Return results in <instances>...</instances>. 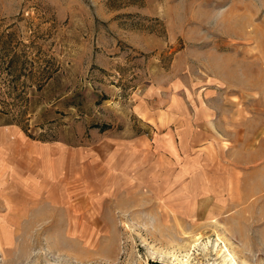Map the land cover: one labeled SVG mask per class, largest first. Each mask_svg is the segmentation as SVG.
Segmentation results:
<instances>
[{"label": "rangeland", "instance_id": "obj_1", "mask_svg": "<svg viewBox=\"0 0 264 264\" xmlns=\"http://www.w3.org/2000/svg\"><path fill=\"white\" fill-rule=\"evenodd\" d=\"M0 227V264H264V0H0Z\"/></svg>", "mask_w": 264, "mask_h": 264}, {"label": "bare ground", "instance_id": "obj_2", "mask_svg": "<svg viewBox=\"0 0 264 264\" xmlns=\"http://www.w3.org/2000/svg\"><path fill=\"white\" fill-rule=\"evenodd\" d=\"M60 190V189H59ZM61 195V194H60ZM62 198V197H61ZM61 200V199H60ZM64 200V199H63ZM48 219V218H47ZM50 219V218H49ZM210 221H212V222H214V224H215V220H210ZM209 224H211V222L209 223ZM217 225V224H216ZM165 228V227H164ZM207 228H210V229H213V231L214 230H216V231H218L217 233H219V231H220V228L221 227H215V226H213L212 225V227H207ZM9 229H10V227H0V240H2V241H4L8 246H10L11 247V245L13 244V234L9 231ZM166 229H168V228H166ZM165 230V229H164ZM222 230L223 231H227V228L225 229V228H222ZM163 231V230H162ZM216 233V234H217ZM152 235V234H151ZM163 235V234H162ZM161 235V236H162ZM188 235V234H187ZM187 235H185V234H183L182 235V240H188V237H187ZM221 235L222 236H224L225 234H218L216 237V241L217 242H219V243H221V242H223L224 244L221 246V247H218L217 246V242H216V247H217V249H216V255H217V257H222L221 258V262H222V260H223V263H226V264H237V262H235V260H234V256L230 253V251H229V249H228V247L226 246V244H225V242H227V241H225L224 239H227V238H222L221 237ZM153 236H155V235H153ZM159 238H161V236H160V233H159ZM169 236V235H168ZM162 237H164V235L162 236ZM166 237V236H165ZM225 237V236H224ZM152 238V237H151ZM155 238V237H154ZM202 238V236L200 235V233H198L195 237H193L192 238V242L193 243H198L199 241H200V239ZM156 239H158V238H156ZM171 239H169V237H168V239H167V237H166V239H162V240H159L160 241V243L161 244H163V245H169V244H172L173 243V241L171 240ZM191 241H189V242H191ZM186 242H188V241H186ZM191 242V245L193 244ZM182 244V243H181ZM219 245V244H218ZM187 246H189V243L187 244V243H184L182 246H180L181 247V249H186L187 248ZM195 246V245H194ZM214 246V245H213ZM168 247V246H167ZM191 247V246H190ZM193 247V246H192ZM188 249V248H187ZM190 249V248H189ZM203 249L204 250H207V248H205V247H203ZM213 249H214V247H213ZM209 250V249H208ZM182 251V250H181ZM211 251V250H210ZM185 253V252H184ZM168 254V253H167ZM206 254H208V253H206ZM215 254V253H214ZM164 255V254H163ZM167 256V255H166ZM187 262V260H185L184 261V263H186ZM220 262V263H221ZM223 263H221V264H223Z\"/></svg>", "mask_w": 264, "mask_h": 264}, {"label": "crops", "instance_id": "obj_3", "mask_svg": "<svg viewBox=\"0 0 264 264\" xmlns=\"http://www.w3.org/2000/svg\"><path fill=\"white\" fill-rule=\"evenodd\" d=\"M39 183H43L42 181L41 182H39ZM58 184H59V186H58ZM60 189V190H59ZM53 190H59V192L61 191V186H60V182H57L56 181V183L54 184V187H52V191ZM52 194V193H51ZM50 195V194H49ZM62 195H60V193L59 194H55V195H53L52 197H49L48 196V198H47V200L49 201V203L53 206L52 208H53V210H56V211H59V209L61 208H64V209H66V201L65 200H63L62 198ZM61 199V200H60ZM55 208V209H54ZM69 209V208H68ZM72 212V211H71ZM55 213V212H54ZM24 215V214H23ZM71 215H74V212H72L71 213ZM69 216L70 217V220H69V223H68V226L67 227H77V224L75 223L76 221H75V216L76 215H74V217L73 216ZM50 217H48V219H49ZM94 218L95 217H91V220H90V222L92 221H94ZM46 219H47V217H46ZM51 219V218H50ZM89 222V223H90ZM90 225V224H89Z\"/></svg>", "mask_w": 264, "mask_h": 264}]
</instances>
